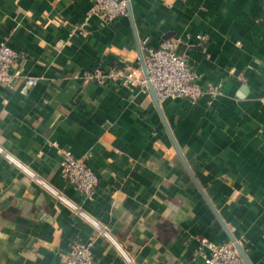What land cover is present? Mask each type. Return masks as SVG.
Wrapping results in <instances>:
<instances>
[{
  "label": "crops",
  "instance_id": "crops-1",
  "mask_svg": "<svg viewBox=\"0 0 264 264\" xmlns=\"http://www.w3.org/2000/svg\"><path fill=\"white\" fill-rule=\"evenodd\" d=\"M128 1L105 22L93 0H0L20 71L0 83V264H64L76 241L94 264H203V238L233 236L264 264V0ZM170 37L217 92L159 108L150 88L85 76H146V48ZM65 148L98 174L92 199L62 175Z\"/></svg>",
  "mask_w": 264,
  "mask_h": 264
},
{
  "label": "built area",
  "instance_id": "built-area-1",
  "mask_svg": "<svg viewBox=\"0 0 264 264\" xmlns=\"http://www.w3.org/2000/svg\"><path fill=\"white\" fill-rule=\"evenodd\" d=\"M90 13L98 15L103 21L110 22L128 14V0H93ZM203 38V37H202ZM18 52L7 41L0 42V83L13 86L20 76V71L14 69ZM144 60L148 78L139 71L125 66H111L104 69L98 65L85 73L89 79L97 82L116 80L123 84L150 88V81L159 100L166 98H185L196 102L206 93L214 94L217 86L203 84L199 81L200 74L192 67L186 51H181L175 37L165 38L158 45L146 48ZM36 76H28L22 91L36 83ZM60 166L62 175L74 185L85 198L92 199L99 181L98 174L87 162V155L76 156L70 149H60ZM28 169V168H27ZM35 176V173L28 169ZM38 181L46 185L65 201L74 212L87 217L96 225L92 218L79 204L60 193L44 179ZM104 233L109 234L105 229ZM203 247V264H246L233 240L216 242L208 238L201 240ZM64 264H94L91 242L76 241L68 252L63 255Z\"/></svg>",
  "mask_w": 264,
  "mask_h": 264
},
{
  "label": "water",
  "instance_id": "water-1",
  "mask_svg": "<svg viewBox=\"0 0 264 264\" xmlns=\"http://www.w3.org/2000/svg\"><path fill=\"white\" fill-rule=\"evenodd\" d=\"M128 8H129V1H128ZM142 58H143V55H142ZM144 69H145V74H146V77L148 78V71H147V68H146V64H145V61H144ZM148 85L150 87V90L152 91V94L154 96V100H155V103L157 104V106L160 108V100L157 96V93L155 91V88L153 86V84L149 81L148 82ZM237 249L239 250L242 258L244 259L245 263L246 264H252L250 258L248 257L246 251L244 250V248L242 247V245L237 241V239L233 236L232 237Z\"/></svg>",
  "mask_w": 264,
  "mask_h": 264
}]
</instances>
